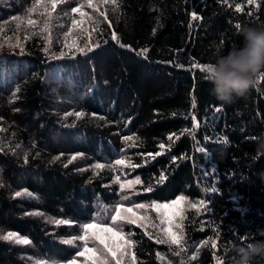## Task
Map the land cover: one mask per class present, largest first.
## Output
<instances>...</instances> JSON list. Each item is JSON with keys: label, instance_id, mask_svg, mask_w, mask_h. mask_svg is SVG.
I'll return each instance as SVG.
<instances>
[{"label": "trees", "instance_id": "16d2710c", "mask_svg": "<svg viewBox=\"0 0 264 264\" xmlns=\"http://www.w3.org/2000/svg\"><path fill=\"white\" fill-rule=\"evenodd\" d=\"M261 23L264 0H0V236L31 241L0 239V264L70 259L85 231L87 247L103 245L83 225L121 231L111 220L120 203L145 207H133L138 223L123 222L120 239L134 242L125 259L105 249L108 264H233L264 226V154L254 150L264 71L225 103L196 65L239 43L242 25ZM76 47L86 51L58 55ZM136 176L129 196L120 183ZM245 231L250 238L234 239Z\"/></svg>", "mask_w": 264, "mask_h": 264}, {"label": "clouds", "instance_id": "9594fccd", "mask_svg": "<svg viewBox=\"0 0 264 264\" xmlns=\"http://www.w3.org/2000/svg\"><path fill=\"white\" fill-rule=\"evenodd\" d=\"M239 35V43L214 54L207 73L213 95L225 103L246 94L256 76L264 71V23L242 25ZM254 150L264 154V133L257 135ZM255 231L260 238L238 246L233 264H252L256 257H264V226Z\"/></svg>", "mask_w": 264, "mask_h": 264}, {"label": "snow or ice", "instance_id": "6c2138e0", "mask_svg": "<svg viewBox=\"0 0 264 264\" xmlns=\"http://www.w3.org/2000/svg\"><path fill=\"white\" fill-rule=\"evenodd\" d=\"M55 2L56 0H53V6H55ZM89 3H91V0H88ZM113 2H115V0H113ZM247 2L249 4H254L256 3V0H247ZM94 6V5H93ZM258 6V4H257ZM79 7V5L77 6ZM235 8L237 10H241L243 11L242 5L241 3H236L235 4ZM77 9L74 8L72 9V11H76ZM191 15L195 18L197 17V12L193 11L191 13ZM14 19H19V17H15ZM30 24L32 23L31 20L28 21ZM72 23L75 25L77 23L76 20H73ZM239 27V26H237ZM72 30L69 29V32H71ZM155 31V30H154ZM112 39L116 40L117 43H119V37L118 34L113 32L112 33ZM125 47H131V45H124ZM72 47H75V45L73 44ZM92 47H96L95 44L92 45ZM44 51L46 53L49 52V49L47 47H45ZM86 51V48H81V47H76L75 51H70V52H65L63 50H61L58 55L59 56H65V55H71V56H76L77 52L80 53H84ZM148 52V49L145 47L143 49L140 50V54H144L146 55ZM50 55H55V54H50ZM196 67H204L207 71H210V64L207 65H199L197 64ZM264 75V74H262ZM15 98V97H13ZM195 98H193V104H195ZM65 115H67V113H65ZM77 116L82 115V112H77L76 113ZM93 115L95 116L96 113H93ZM195 119V118H193ZM134 135V134H133ZM122 139L124 140H129L131 139V137H122ZM164 146L161 145V148H163ZM259 154V153H257ZM75 155H81L79 153L75 154ZM148 155H152V154H148ZM55 159V157L53 158ZM173 159H175V157H173ZM117 164H128L130 167H137V165L133 164L132 161L129 160H125L123 157H121L119 160L116 161ZM117 180H119V177L116 178ZM161 180H163V174H161ZM134 183H142V181L140 180L139 176H136L134 181L132 180H128V181H123L120 183V187L122 189L124 188H128V189H133V184ZM142 191H148V188H143L140 189ZM136 191V189H133L132 192H129L128 195L132 196L134 194V192ZM28 189H22L21 191H17L14 192L13 195L19 197L22 195V193H27ZM31 195H35V193H32ZM181 199V197H176L175 201H172V204L177 203V201H179ZM153 206L157 207V210L159 211L160 208H167L168 204H163V205H157L155 201L152 202ZM201 203H204V201H201ZM133 207H145V205L141 204V205H131L130 203H120L116 205V211L115 214L111 216V220L112 221H119L121 222L120 224H118L117 226L121 228V231H117V227H113L110 226L109 224L105 223V224H97L94 221L91 223H85L83 225V229H92L93 231L91 232V236H94L97 240L100 241L101 244H103L104 249L107 250L108 253H111L112 257H123L124 255V249H125V245H132L134 242L131 240L125 241L124 243H120L119 240L120 238L123 237L124 233L122 231L123 228V222L124 221H130L132 224H136L138 223V219H142L139 217V213L138 212H134L133 211ZM207 210V209H205ZM34 214H38V213H34ZM51 222L56 223V224H69V223H73V221H69V220H52ZM169 223L171 224V216H169ZM168 234H170L171 236V241L175 242V243H179V237H177L176 233L172 232L171 227H169V229L167 230ZM252 235L251 231H245L244 234H237L236 237H234L235 240H246L248 238H250V236ZM89 236L88 232H84L83 235L79 236V240L80 241H85V244L83 245V250L80 251L79 253H77L76 255H73L70 259H65V260H51V261H41V264H79V261L77 259V256H81V257H88L93 264H108V259L106 256L103 255H97V252H95L93 249L87 247V242H86V238ZM0 239L3 240H13L16 243H23V244H29L31 243V241L29 240L28 236H21L19 233L17 232H7L5 233L3 236H0ZM77 238L76 237H69L65 242L66 243H73L75 242ZM113 240H116L115 243H113ZM203 243V241L201 242ZM216 241L213 240L212 244L213 246H215ZM196 253H193V256H195ZM132 259L135 260V256H132ZM116 264H120V260L117 259ZM217 264H220V260L218 259Z\"/></svg>", "mask_w": 264, "mask_h": 264}, {"label": "rangeland", "instance_id": "374dc122", "mask_svg": "<svg viewBox=\"0 0 264 264\" xmlns=\"http://www.w3.org/2000/svg\"><path fill=\"white\" fill-rule=\"evenodd\" d=\"M74 38H76V37H74ZM121 241H122V243L125 242L124 240L120 239L119 242L121 243ZM88 247L91 248V249H93L95 252H97V255H103L104 256V254H105V249H104V246L103 245H100L99 247H98V245H91V246H88ZM126 248H127V246L125 245V249ZM125 249H124V255H123V257L122 258L120 257L121 260H124L125 259ZM77 259L79 261V264H93V262L88 257H86V256H84V257L79 256Z\"/></svg>", "mask_w": 264, "mask_h": 264}]
</instances>
